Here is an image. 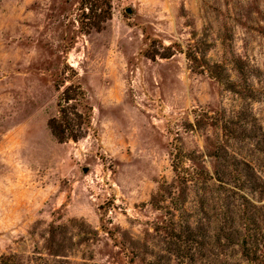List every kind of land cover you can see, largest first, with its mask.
<instances>
[{
  "label": "rangeland",
  "instance_id": "1",
  "mask_svg": "<svg viewBox=\"0 0 264 264\" xmlns=\"http://www.w3.org/2000/svg\"><path fill=\"white\" fill-rule=\"evenodd\" d=\"M0 264H264V0H0Z\"/></svg>",
  "mask_w": 264,
  "mask_h": 264
},
{
  "label": "trees",
  "instance_id": "2",
  "mask_svg": "<svg viewBox=\"0 0 264 264\" xmlns=\"http://www.w3.org/2000/svg\"><path fill=\"white\" fill-rule=\"evenodd\" d=\"M77 91H74V95H70L68 90L71 86H68L63 92L62 100L65 102L64 107H60L59 115L48 120V127L53 136L59 141H65L66 139H72L76 141L83 138L85 135L84 126L86 127L89 120V115L81 113L76 108L69 106L71 100L81 96L82 92L79 86Z\"/></svg>",
  "mask_w": 264,
  "mask_h": 264
},
{
  "label": "water",
  "instance_id": "3",
  "mask_svg": "<svg viewBox=\"0 0 264 264\" xmlns=\"http://www.w3.org/2000/svg\"><path fill=\"white\" fill-rule=\"evenodd\" d=\"M127 12H130V9H127Z\"/></svg>",
  "mask_w": 264,
  "mask_h": 264
}]
</instances>
